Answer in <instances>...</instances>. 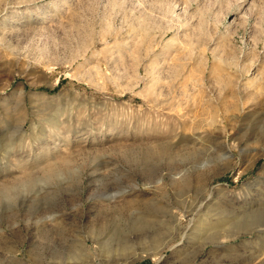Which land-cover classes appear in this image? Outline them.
I'll return each instance as SVG.
<instances>
[{"label": "rangeland", "instance_id": "obj_1", "mask_svg": "<svg viewBox=\"0 0 264 264\" xmlns=\"http://www.w3.org/2000/svg\"><path fill=\"white\" fill-rule=\"evenodd\" d=\"M0 264H264V0H0Z\"/></svg>", "mask_w": 264, "mask_h": 264}]
</instances>
